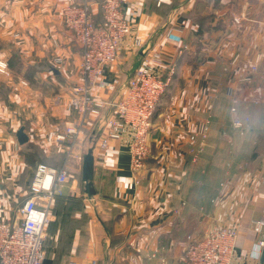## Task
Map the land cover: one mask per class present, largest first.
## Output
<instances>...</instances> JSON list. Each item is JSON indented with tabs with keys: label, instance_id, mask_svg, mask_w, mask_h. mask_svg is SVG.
<instances>
[{
	"label": "crops",
	"instance_id": "obj_1",
	"mask_svg": "<svg viewBox=\"0 0 264 264\" xmlns=\"http://www.w3.org/2000/svg\"><path fill=\"white\" fill-rule=\"evenodd\" d=\"M62 2L0 0V60L8 68L0 73V221L28 194L36 165L44 163L69 173L65 198L51 212L48 262L187 264L186 236L199 238L217 224L237 227L230 264H260L264 251L260 259L250 251L259 237L252 223L264 216V0H217L214 6H203L207 0H128L124 14L135 37L159 49L164 77L174 68L137 175L127 135L99 150L97 119L65 106L70 87L82 78L80 47L62 23ZM87 2L100 22L101 0ZM241 10L246 17L235 23ZM133 37L104 66L91 89L95 97L111 98L107 86L120 88L142 58ZM234 92L238 113L251 119L243 132L230 125ZM206 121L205 144L192 161L189 149L197 142L188 136ZM70 124L80 131L66 153L68 143H52L47 133ZM21 125L28 137L23 144L15 136ZM90 148L94 194L87 196L82 157Z\"/></svg>",
	"mask_w": 264,
	"mask_h": 264
},
{
	"label": "built area",
	"instance_id": "obj_2",
	"mask_svg": "<svg viewBox=\"0 0 264 264\" xmlns=\"http://www.w3.org/2000/svg\"><path fill=\"white\" fill-rule=\"evenodd\" d=\"M127 2L101 0L100 22L94 21L87 0H63L60 5L62 23L80 47L79 72L82 78L80 83L70 87V98L65 106L97 119L101 131L95 144L99 150L107 149L112 140L127 135L130 169L137 175L144 168L149 154V134L156 104L174 68L170 65L167 75H162V54L158 48L144 47L143 42L135 37L132 25L124 14ZM244 17L245 12L241 10L232 20L239 23ZM169 32L164 35L168 36ZM132 35L133 42L142 52V58L120 88L116 90L114 83L107 86L113 94L111 98L95 97L91 89L101 82L104 66L117 59L122 41ZM7 70L6 62L0 60V73L8 74ZM250 71H257L256 63L250 66ZM59 101V97L54 98L55 103ZM237 103L234 92L229 106L230 125L234 130L243 132L249 127L251 119L249 115L238 113ZM208 129L209 123L206 121L198 132L188 136L191 142H197L194 148L189 149L192 161H196L198 153L202 151ZM79 131L78 125H65L62 131H49L47 139L56 144L68 143L69 149L65 152L69 153ZM68 179L69 173L64 167L44 163L36 165L28 194L16 203L7 220L0 221V264H62L46 261L45 227L52 217L53 199L62 194V186ZM252 230L259 237L250 253L260 259L264 251V216L253 221ZM236 236L235 225L209 224L199 238L186 236L183 258L187 264H230ZM132 261L135 260L132 258ZM87 264H96V261L91 259ZM260 264H264V260Z\"/></svg>",
	"mask_w": 264,
	"mask_h": 264
},
{
	"label": "water",
	"instance_id": "obj_3",
	"mask_svg": "<svg viewBox=\"0 0 264 264\" xmlns=\"http://www.w3.org/2000/svg\"><path fill=\"white\" fill-rule=\"evenodd\" d=\"M16 139L19 144H23L27 141L28 137L24 132V127L21 125L16 133ZM92 166H93V155L92 149H88L87 152L82 157V179L84 180V191L87 196L94 194V189L92 187Z\"/></svg>",
	"mask_w": 264,
	"mask_h": 264
},
{
	"label": "trees",
	"instance_id": "obj_4",
	"mask_svg": "<svg viewBox=\"0 0 264 264\" xmlns=\"http://www.w3.org/2000/svg\"><path fill=\"white\" fill-rule=\"evenodd\" d=\"M95 22H98L97 20H94ZM61 198H65L64 197V194H60V195H56L53 199V204H52V207H51V212H52V209L54 207V204L55 202L58 200V199H61ZM52 214V213H51ZM49 226H50V221H48V223L46 224V227H45V232H46V242L45 243H48V245H52L50 239L48 238V231H49ZM45 248H46V244H45ZM46 252V251H45ZM48 262V261H47ZM52 262V261H51ZM52 263H56V262H52Z\"/></svg>",
	"mask_w": 264,
	"mask_h": 264
},
{
	"label": "rangeland",
	"instance_id": "obj_5",
	"mask_svg": "<svg viewBox=\"0 0 264 264\" xmlns=\"http://www.w3.org/2000/svg\"><path fill=\"white\" fill-rule=\"evenodd\" d=\"M216 1H217V0H207V2H206L205 4H203V2H202V5L205 6V5H208V4L210 5V4H211L212 6H214V3L216 4ZM59 10H60V7H59ZM245 13H246V12H245ZM245 17H246V14H245ZM245 17L242 18V19H245ZM112 63H113V62H112ZM110 64H111V63H110ZM107 65H109V64H107ZM19 201H20V200H18V202H19ZM45 234H46V232H45ZM45 240H46V237H45ZM45 242H46V241H45ZM45 244H46V248H45V249H46V251H47L48 243H45Z\"/></svg>",
	"mask_w": 264,
	"mask_h": 264
}]
</instances>
